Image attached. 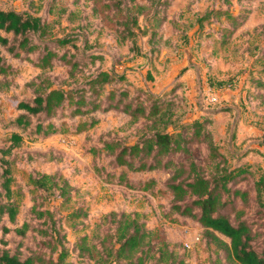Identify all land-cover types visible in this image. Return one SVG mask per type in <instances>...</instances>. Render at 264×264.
I'll return each instance as SVG.
<instances>
[{"label":"rangeland","instance_id":"374dc122","mask_svg":"<svg viewBox=\"0 0 264 264\" xmlns=\"http://www.w3.org/2000/svg\"><path fill=\"white\" fill-rule=\"evenodd\" d=\"M31 1L36 4L30 5ZM119 1L123 4V12H115L114 15L112 7H118ZM48 2H54L50 4L52 7L47 6ZM0 7L19 12L28 11L31 14L37 13V9L42 7L40 15L52 23V35L47 37L50 46H54L55 39L66 36L80 48L87 42L86 55L100 53L103 58L102 69L107 68L117 75L127 76L126 65L132 64L136 58H143L146 65L150 61L158 63V71L162 73L176 65L178 78L192 69L201 90V93H198V89L196 91L197 106L217 108L231 102L235 108H232L234 112H230V119L226 120L228 123H225V135L219 133L212 115H205L208 117L205 126L211 132L229 169H248L230 182L233 188L245 191L246 196H231L222 211L233 223L245 221L251 224L254 247H264V184L259 185V197L256 198L254 193L255 183L261 177L264 178V151L263 162L254 164L255 166L249 165L254 148L247 149L245 143L239 142L238 136L240 125L264 131V86L251 87L253 79L264 80V72H261L264 67V0H0ZM127 7L133 14L136 11L141 14L138 15L136 25L130 22L131 33L127 34L122 44L118 42L117 26L120 30L124 28L118 23L126 19ZM62 10L66 11L62 13ZM226 10L233 16H238L237 23L227 20L225 14H216L217 11ZM242 18H245L243 22ZM33 41L39 43L40 39L33 36ZM70 45L72 44L63 48L60 54L69 49ZM69 51L72 53L75 50ZM3 54L6 63L15 72L14 75L0 76V148L8 146L6 142L11 131L5 126L16 116L17 103L29 96L25 84L40 73L39 69L28 62L29 58L25 54L22 53L19 58H13L12 53L5 50ZM37 55L38 53L31 55L33 61ZM86 55L77 56V59L89 60ZM55 63L57 66L49 75L58 76L60 80L67 78L69 65L63 61ZM180 66L184 67L179 68ZM79 71L82 72L78 74L81 78L88 75V70ZM147 78L142 79L145 86L146 82L149 85L156 82V79L150 81L152 76ZM127 79L129 84L135 86L128 77ZM227 82L233 86L228 91L217 87L219 83ZM116 87L124 89L126 83H119ZM236 90H239V94L227 102V94ZM210 92L219 96L218 103L207 101ZM187 93L188 89H185L182 82H178L170 92L161 96L167 101L180 102L182 98H187ZM101 104L106 107L104 98ZM91 118L96 120L94 127L89 133L78 135L71 145L63 144L61 136L48 139L33 136L25 137L24 146L14 150L10 160L13 161L12 172L17 189L22 187L26 190L29 176L35 172L60 173L71 185V199L68 202L44 193L33 198V201L30 196L25 197L21 202L18 223L28 220L32 222V227L37 228L43 220L31 217L30 207L36 202L43 208H49L55 212L56 219L61 221L63 233L67 234L68 246L72 248L79 237L92 234L95 223L103 214L112 211L139 212L145 214L148 227L154 229L160 239L174 245L178 253L187 255L189 264H234L228 260L226 249L206 235L197 221L177 218L174 214L172 217L177 218L178 222H171V216L167 215L171 206V194L166 188L173 174L171 170L136 172L126 167L115 169L108 164L110 158L107 157L113 152H98L104 143L137 142L144 130V122L140 120L138 123H131L128 115L114 110L98 111ZM39 120L43 121V117L40 116ZM39 120L36 118V121ZM71 121V118L66 117L67 123L71 124ZM190 121H193V116L189 115L188 122ZM260 143L264 144V135ZM190 149L192 159L203 168V161H206L208 154L205 147L199 145L198 141H193ZM176 159L181 158L177 156ZM203 169L205 174L210 172ZM122 172L124 178L120 183L118 176ZM151 179L156 180V184L151 185L149 190L142 191L144 184ZM78 208L83 209L84 215L79 219L69 218L70 213ZM4 222L11 229L14 228L7 220ZM222 239L229 241L227 238ZM6 240L7 247L11 250L21 242L13 233ZM39 241L41 238L36 232H29L22 241L23 256L36 250ZM3 248L5 247L0 245V251Z\"/></svg>","mask_w":264,"mask_h":264},{"label":"trees","instance_id":"16d2710c","mask_svg":"<svg viewBox=\"0 0 264 264\" xmlns=\"http://www.w3.org/2000/svg\"><path fill=\"white\" fill-rule=\"evenodd\" d=\"M121 3L119 1L118 7H112L114 15L115 12H123ZM34 4L30 2V5ZM50 4L54 2H48L47 6L52 7ZM41 9L31 14L0 7V76L14 75L15 72L6 63L4 50L12 53L13 58L25 54L28 62L40 70L37 77L25 84L29 96L17 103L16 116L5 126L11 131L7 137L8 146L0 148V245L5 247L0 251V264H188L187 255L178 253L174 245L160 239L156 231L148 227L145 214L139 212L112 211L103 214L95 223L92 234L79 237L72 248L68 246L61 221L49 208H43L36 202L30 207L31 217L43 220L37 228L32 227V222L28 220L18 223L21 202L25 197L30 196L33 201V198L44 193L68 202L71 199V185L60 173L35 172L29 176L26 190L22 187L17 189L12 172L13 161L10 160L14 150L24 146L25 137L48 139L60 135L87 134L96 124L91 117L98 111L111 110L128 115L131 123L141 120L144 130L133 144L104 143L98 152H113L105 155L110 158L108 164L115 169L126 167L136 172L171 170L173 174L166 185L171 194V206L167 213L171 216V222H178V217L197 221L206 235L226 249L228 260L234 264H264V247H254L251 224L245 221L233 223L222 211L231 196H246L245 191L233 188L230 182L248 169H229L205 126L208 117L188 122L191 105L187 98H182L180 102L167 101L162 96L129 84L125 74L117 75L107 68L102 69L100 53L86 55L87 42L80 48L66 36L55 39L54 46H50L47 37L52 35V23L40 15ZM65 11L62 10V13ZM139 14L141 12L133 14L126 8V19L118 23L124 28L120 30L117 26L119 43L123 44L127 34L131 33L130 22L136 25ZM216 14H225L227 20L238 22V16H233L229 10L217 11ZM244 20L242 18L241 22ZM33 36H37L40 42H34ZM68 44H72L71 47L60 54ZM71 49L75 51L70 53ZM129 50L134 52L132 48ZM33 53H38L35 61L31 57ZM80 55H86L89 60L77 59ZM55 61L69 65L67 78L60 80L58 76L49 75L57 66L58 62ZM79 69L88 70V75L79 77L78 74L82 73ZM261 70L264 72V67ZM122 82L126 83V88L118 89L116 85ZM262 86L264 80L253 79L252 88ZM217 87L221 90L233 88L228 82L219 83ZM103 98L106 107L101 104ZM40 116L43 121L39 120ZM66 117L72 119L71 124L66 122ZM193 141H198L208 152L206 161H203V168L210 170L208 174L191 157L190 144ZM177 156L181 159L177 160ZM123 175L122 172L118 176L120 183ZM155 184L154 179L147 181L142 191L149 190ZM261 184H264L263 177L254 185L256 198L261 194ZM82 210H74L69 218H81L84 215ZM174 214L177 218L172 217ZM5 220L14 228L11 229ZM29 232H36L41 241L37 243L36 250L23 256L22 241ZM11 233L21 239L12 250L7 247L6 240Z\"/></svg>","mask_w":264,"mask_h":264},{"label":"crops","instance_id":"0c3cea01","mask_svg":"<svg viewBox=\"0 0 264 264\" xmlns=\"http://www.w3.org/2000/svg\"><path fill=\"white\" fill-rule=\"evenodd\" d=\"M142 59L140 60L139 58H136V60L132 64L126 65V67H128L127 77L130 79L131 82H133L135 86L143 89H147L156 96H161L165 93L170 92L176 83L182 82V84L185 86V89H188V93L186 94V97L191 105L192 111L189 115L193 116V120L194 118L199 119L205 115H212V118L216 121L218 127L217 129L219 133L225 135L226 124L228 123V121L226 120L227 118L228 120L230 119L231 116L230 112L231 111L234 112L232 108L233 109L235 108L233 105H231V102L229 104L222 105L223 107H217V108H208L201 105L197 106V99H195V96L197 95L196 91L198 89V93L199 92L201 93V90L195 81V76L193 75L192 69L187 70L184 74L180 76V78H178L176 76L177 75L176 65H172L171 68H169L164 73H162L158 71L159 68L157 66L158 63L155 62V64H153L152 61H150L146 65L145 63H143ZM183 67L184 66H180L179 68H183ZM147 76H152V78H150V81L156 79V82H152L151 85H149V82H146L147 86H145V82L142 79L143 78L146 79ZM239 90L227 94V98H226V100H228L227 102L231 101L232 99H235V97L237 96L236 94L237 93L239 94ZM263 135H264V131L257 129L256 127H252V126L245 127L240 125V127L238 128V136L240 137L239 142L245 143V147L247 149L254 148L255 151V152H251L252 157L248 161L250 162L249 165H254V164H258L259 162H263L262 153L264 151V144L263 143L259 144V142L261 141V137ZM60 136L66 138H74V143L77 137L72 135H60Z\"/></svg>","mask_w":264,"mask_h":264},{"label":"built area","instance_id":"2783aa9c","mask_svg":"<svg viewBox=\"0 0 264 264\" xmlns=\"http://www.w3.org/2000/svg\"><path fill=\"white\" fill-rule=\"evenodd\" d=\"M207 101L210 103H213V104L218 103L219 102V96L213 92H210V94L207 97ZM61 139H62L63 144H70L71 145L74 143V138L61 137Z\"/></svg>","mask_w":264,"mask_h":264}]
</instances>
